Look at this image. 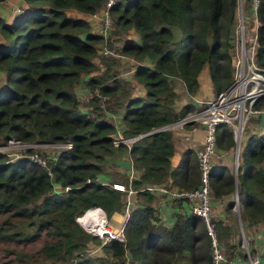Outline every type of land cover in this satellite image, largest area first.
<instances>
[{
  "label": "trees",
  "instance_id": "16d2710c",
  "mask_svg": "<svg viewBox=\"0 0 264 264\" xmlns=\"http://www.w3.org/2000/svg\"><path fill=\"white\" fill-rule=\"evenodd\" d=\"M104 1L23 0L11 20L0 11V145L10 136L29 142L70 143L56 155L28 147L22 156L11 158L0 150V241L39 242L34 250L18 249L3 260L212 264L203 220L189 209L186 196L173 193L198 186V158L193 149L185 148L172 165L173 134L165 125L195 107L192 95L205 65L215 92L230 83L236 0H117L110 11L115 25L128 32L121 52L137 61L132 77L144 94L136 96L116 73L106 81L110 66L94 73L103 35L93 32L90 21L78 13L92 12ZM257 21L255 59L264 67V0L258 2ZM178 79L187 91V100L179 108L175 105ZM79 84L89 91L84 103L75 89ZM95 86L107 100L118 95L125 102L113 101L103 109ZM116 105L122 109V135L140 134L129 144L114 141L116 126L107 115L118 110ZM234 145L231 128L218 123L216 150H231ZM34 150L44 154L45 164L27 155ZM123 152L138 171L130 179L135 191L123 225L126 238L102 242L77 222L76 215L94 205H100L108 217L123 209L125 192L114 187L113 180L98 179L107 174L106 161ZM213 163L212 200L225 199V210L230 211L236 193L242 225L262 224L264 130L242 138L236 175L229 163L217 158ZM123 180L127 182L126 177ZM55 184L61 189H55ZM147 185L163 186L160 193L169 195L165 200L179 205L172 211V223L166 222L160 204L158 208L155 203L157 190ZM214 222L225 254L242 255V248L232 240V221L217 217ZM89 241L98 243L92 252L87 250Z\"/></svg>",
  "mask_w": 264,
  "mask_h": 264
},
{
  "label": "built area",
  "instance_id": "2783aa9c",
  "mask_svg": "<svg viewBox=\"0 0 264 264\" xmlns=\"http://www.w3.org/2000/svg\"><path fill=\"white\" fill-rule=\"evenodd\" d=\"M116 1L105 0L101 7L92 12H86L88 14L87 19L90 23L95 22L97 24L96 33H100L103 36L107 33L102 44L103 51L107 54L111 53L107 36L113 28V25L116 27L115 19L111 14L110 8ZM258 2L259 0H236V20L233 31L235 47L232 53L233 71L230 83L218 90L213 96L199 99L193 109L175 121L165 125L166 127H171L174 124L185 125L186 122H190L198 124L204 130L202 144L196 148V156L200 170L198 186L192 189H184L181 192L173 191V193L186 196L190 205L189 209L198 214L203 220L210 236L212 264H264L261 253L257 251L255 245L250 244L249 237L247 238L246 236L242 237V255L235 254L233 256H227L225 254L216 233L209 182V173L214 164L213 157L217 154L215 148V130L218 123L224 122L231 128L235 140L233 148L235 155L239 151L246 119L249 116L254 115L258 118L257 125L261 129L264 128V123L262 122L264 120V67L260 66L255 59V52L259 43L257 38V27L259 24L257 21ZM250 20L252 23H250ZM114 44L117 45L115 41ZM118 54H122V52ZM94 88L95 92L102 99L105 98V95L98 91L97 86ZM113 114L114 112H110L111 116ZM115 126V142H127L129 144L132 139L140 135L124 137L121 133L119 123H116ZM20 142L24 145L39 143L22 141L14 136H10L4 144L0 145V150L6 151L15 144H21ZM39 144L70 145L68 142ZM27 155L41 164L46 163V158L40 154L38 155L37 151L27 153ZM102 182L104 181L102 180ZM112 185L125 192L123 197L124 218L120 225L113 226L110 217L107 216L106 211L100 205L87 207L83 212L76 215L77 222L86 231L98 236L102 242L109 241L110 239L125 241L126 236L123 225L129 212V205L131 204L130 195L135 191L130 180H127V182L112 181ZM54 187L55 189H61L59 184H55ZM147 187L158 192L165 190L160 185H147ZM64 188L67 189L68 186ZM233 207H238L236 214L237 212L239 214L240 201L236 193ZM238 224L242 227L240 218L238 219Z\"/></svg>",
  "mask_w": 264,
  "mask_h": 264
},
{
  "label": "rangeland",
  "instance_id": "374dc122",
  "mask_svg": "<svg viewBox=\"0 0 264 264\" xmlns=\"http://www.w3.org/2000/svg\"><path fill=\"white\" fill-rule=\"evenodd\" d=\"M23 0H13V2H8V4L5 5L4 1L0 2V11H2V9H8L10 11L9 14H13V13H17L21 10L22 6L24 5V2L22 4ZM18 3V4H17ZM15 4H17V6H14ZM13 9H17L16 12ZM9 14L7 15L9 17ZM14 14V16H15ZM112 14V13H111ZM113 16V15H112ZM113 18L115 19V17L113 16ZM177 28V33H181V29L179 27ZM128 33V32H127ZM126 31H124L123 29L119 28V27H115L113 25V28L109 31V34L107 36V39L109 40V47H111V53L105 54V52L103 51L102 48V44H103V40L104 37L107 35V33L105 34V36H103V40L101 41V43H99V51H98V56L95 58V63L97 64V69L94 71V73H99L101 72L102 69H105L106 71V65L110 66V73H107L109 75H107L105 77L106 81H110L112 74L116 73L118 77L122 78V82L126 85V89L129 90V92L131 91L132 95H140L138 90L140 87L139 82H137L136 80L133 79L132 77V72L130 69L132 66H135L137 61L134 60L133 58H128L126 59V61H120V57L124 56L125 54H118L120 53V47L122 45V42L124 40V37H126L125 34H127ZM130 36L133 35V33H129ZM135 36V35H134ZM233 45L235 47V39L233 38ZM114 41L116 42V44L118 46H116L114 44ZM233 47V50H234ZM127 56V55H125ZM129 57V56H127ZM132 65V66H131ZM105 66V67H104ZM104 71V72H105ZM133 71V70H132ZM199 78L202 80V83L205 84L206 90L204 91L206 96H213L216 92L214 91L212 84L210 82V78H209V71L207 66L202 68L201 73H199ZM0 79H2L0 77ZM180 80H176L175 82V88L177 86V83ZM178 86H181V84L178 83ZM83 86L82 84H79L75 87L76 91L79 93V97L81 99V101H83V103L85 101H87V98L90 96L89 95V91L85 90L84 92H81V90H83ZM177 89V88H176ZM180 90V89H177ZM95 91V89H94ZM102 101H100V104L103 105V109L105 108L106 104L107 105H111V103L113 101H124V96H120L118 97V95H116L115 97H113L110 100H107V96L105 95V98H101ZM84 107V106H83ZM114 109H120L121 106H114ZM104 112V111H103ZM105 114V112H104ZM106 116V114H105ZM108 118H111V115H107ZM117 117V115H116ZM258 123V118H256L254 115L249 116L246 119V123H245V128H244V132H243V136L246 137V135L248 134H259L262 133L264 128H259V126L257 125ZM21 143V142H20ZM34 143V142H31ZM40 143V142H39ZM39 143H34V144H15L11 147H9L8 150H6L5 152H7L9 154V156L11 158H17L19 156H22L24 154V148L31 146L33 147V149L37 150L39 149V151H43L45 153H51V155H56L63 147H65V145H58V144H39ZM32 151V152H36V151ZM38 155H42L44 156V154L42 152H37ZM233 153H234V157H233ZM116 155V154H115ZM114 156V155H112ZM45 157V156H44ZM46 158V157H45ZM214 158V157H213ZM218 160H220V158H218ZM131 161V158H130ZM129 161V163H130ZM234 162H235V151L234 149H232V153L230 155V161L229 164L232 166L233 171H235V166H234ZM129 165L128 163L125 164V166ZM106 169L104 173L107 174H102L98 177L99 181H124L123 177H125L126 173L120 172L119 170H117V164H116V160L114 158L108 159L106 161ZM127 177V176H126ZM160 191V190H159ZM158 192V191H157ZM160 193V192H159ZM130 201L132 204L133 201V196L134 193H132L130 195ZM222 200V199H221ZM221 200H212L213 205L216 204L217 201H221ZM129 205V207H131L132 205ZM236 208H231L230 211L225 210L226 214H229V220L232 221L233 223V237L232 240L234 242L237 243L238 248H242V237L246 236L247 238L249 237L250 240V244L255 245V247L257 248V251L261 253V256L263 257L264 260V221L262 222V224L260 225H253L250 228L246 227L245 225H242V227L239 226L238 224V215L236 214ZM220 209L216 210L214 208H212V214L219 217V211ZM235 211V212H234ZM116 213H121L124 214V208L121 209L120 211H114ZM111 216V215H110ZM109 216V217H110ZM120 218H115L114 216L112 217L113 219H116L117 221L122 220L123 218H121L122 216L119 215ZM215 219V218H214ZM112 224V222H111ZM113 225V224H112ZM120 225V222H119ZM114 226V225H113ZM240 227V228H239ZM88 247L87 250L92 252V249L98 245V243L95 242H88ZM39 245V242L36 241L35 243H14V241H9V242H1L0 241V257L3 255L4 258H0V264H27L26 262H21V261H16V262H8L6 263L5 260L9 259L10 257H12L15 253V250L18 249H22V250H27V251H32L34 250L37 246ZM9 249V251L7 252V250ZM223 251L225 252V246L222 247ZM99 252V249H97ZM5 253V255H4ZM5 259V260H3Z\"/></svg>",
  "mask_w": 264,
  "mask_h": 264
},
{
  "label": "crops",
  "instance_id": "0c3cea01",
  "mask_svg": "<svg viewBox=\"0 0 264 264\" xmlns=\"http://www.w3.org/2000/svg\"><path fill=\"white\" fill-rule=\"evenodd\" d=\"M8 2H13V0H4V3L5 5L8 4ZM18 4V3H17ZM17 4H15L14 6H17ZM23 4V2H22ZM16 10L17 9H13ZM4 13L5 14V17L8 19V20H11L14 16L15 13H10V11L8 9H2L1 13ZM9 14V17L7 16ZM78 15H81L83 17H86L88 18V14L86 13H82V12H79ZM91 30L93 32H96L97 31V24L94 22V23H91ZM135 35V34H133ZM118 46V45H116ZM107 54V53H105ZM130 57H127V56H121L120 57V61H126V59H128ZM132 58V57H131ZM135 60V59H134ZM132 66V65H131ZM206 67V65H205ZM134 66H132L130 69H127L128 70H133ZM202 71V70H201ZM210 78V77H209ZM180 80L178 83L181 84V86H178V83H177V86L176 88L177 89H180V90H177L176 88V91L178 92V96L175 100V105L177 108H179L183 103L186 102L187 100V91L185 89V86H184V83H183V80L182 79H178ZM211 82V81H210ZM199 88L198 90L192 95L194 101H195V105L197 104V101L199 99H204V98H208L210 96H206L204 95L205 92L204 91H207L206 90V87H205V84L202 83V80L199 78ZM139 90V94L140 95H143V88L142 87H138ZM85 90H87L85 87H83V90H81V92H84ZM78 93V92H77ZM79 94V93H78ZM121 114H122V109H118L116 111H114V114L111 116V119L112 121L116 124V123H119V125H121ZM117 115V117H116ZM170 129L172 130V134H173V143H174V152L173 154L171 155V161H172V165H175L180 157H181V152L185 149V148H191L194 150L195 154H196V148L199 147L201 144H202V141H203V134H204V130L201 126H199L198 124H192L191 126L187 127L185 125H177V124H174L170 127ZM186 135H188L186 137ZM232 153V149L228 150H219L217 151V155L215 158H220V160L222 161H225L227 163H229L230 161V155ZM114 159L116 160V164H117V170H119L120 172L123 173H126L125 177L127 176V178H129L130 175H134V174H137L138 171H136L133 167H132V163L130 161V156L127 152H123L121 154H116L113 156ZM233 157H234V153H233ZM130 161V163H129ZM128 163L129 165L125 166V164ZM131 173V174H130ZM130 174V175H129ZM129 175V176H128ZM124 178V177H123ZM131 178H129L128 180H130ZM167 199H169V195H163V193H159L157 194V199H156V204H160V208H161V216L166 220V222L168 224L172 223L173 221V212L175 209H177L179 207L178 204L176 203H173L171 201H166ZM225 199H222L221 201H217L215 205H213L212 203V207L216 210L220 209L218 212H219V217H222L224 219H228L230 216L229 214L227 215L224 208H225ZM158 208H159V205H158ZM117 211V210H116ZM160 211V212H161ZM117 215V216H116ZM119 215L122 216L121 218H124V215L121 214V213H116L113 211V213L111 214L110 216V221L112 222V224L114 226H118L119 225V222L121 223V221L123 220H120V221H117L116 219H113L112 217L114 216L115 218H119ZM237 215H238V212H237ZM214 216L217 217L214 213ZM229 220V219H228Z\"/></svg>",
  "mask_w": 264,
  "mask_h": 264
},
{
  "label": "water",
  "instance_id": "95a60500",
  "mask_svg": "<svg viewBox=\"0 0 264 264\" xmlns=\"http://www.w3.org/2000/svg\"><path fill=\"white\" fill-rule=\"evenodd\" d=\"M235 162H236V164H234V166H235V171H234V174L236 175V170H237V162H238V152H236V155H235ZM177 196H178V197H180L181 195H180V194H178Z\"/></svg>",
  "mask_w": 264,
  "mask_h": 264
},
{
  "label": "clouds",
  "instance_id": "9594fccd",
  "mask_svg": "<svg viewBox=\"0 0 264 264\" xmlns=\"http://www.w3.org/2000/svg\"><path fill=\"white\" fill-rule=\"evenodd\" d=\"M14 17V16H13ZM193 124V123H192ZM170 128V127H169ZM243 137H245V136H242V138ZM241 141H242V139H241ZM241 145V144H240ZM234 148V147H233ZM216 153H217V151H216ZM217 155V154H216ZM216 155L214 156V158L216 157ZM238 155H239V151H238ZM127 178V177H126ZM130 178H131V176H130ZM127 180H128V178H127ZM125 181V180H124ZM234 208V207H233ZM239 215V214H238ZM214 218H217V217H214ZM240 218V217H239ZM241 220V219H240ZM241 224H242V222H241Z\"/></svg>",
  "mask_w": 264,
  "mask_h": 264
},
{
  "label": "bare ground",
  "instance_id": "6f19581e",
  "mask_svg": "<svg viewBox=\"0 0 264 264\" xmlns=\"http://www.w3.org/2000/svg\"><path fill=\"white\" fill-rule=\"evenodd\" d=\"M117 216V215H116ZM120 218V217H119Z\"/></svg>",
  "mask_w": 264,
  "mask_h": 264
}]
</instances>
